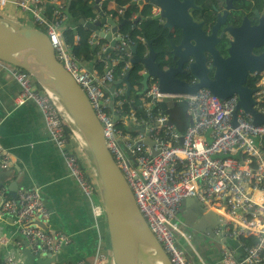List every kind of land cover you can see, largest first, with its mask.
<instances>
[{"label": "built area", "instance_id": "2783aa9c", "mask_svg": "<svg viewBox=\"0 0 264 264\" xmlns=\"http://www.w3.org/2000/svg\"><path fill=\"white\" fill-rule=\"evenodd\" d=\"M143 2L134 0L141 8ZM47 4L56 7L52 19L46 13ZM17 6L31 16L35 25L43 28L39 29L49 37L58 61L87 94L103 125L107 146L131 187L137 206L172 264H192L186 253L190 233L184 230L180 213L182 202L189 198L200 201L205 212H214L225 222V226L214 231L221 242L225 240L220 264H264V123L255 125L254 116L238 108L239 96L220 99L206 88L195 95L161 93L158 80L151 78L144 100L135 108V102L127 100L126 87L109 92L115 82L114 65L123 62L124 72L129 69L128 50L134 42L127 36L113 34L116 48L106 42L96 55L97 61L104 65L103 71L91 72L65 41L64 23L68 16L57 0H19ZM124 12L125 9L117 10L119 16ZM151 13L158 15L159 8L152 6ZM113 16L112 12L104 15L106 19ZM99 19L98 15L91 21ZM99 30L107 34L111 26L103 23ZM75 39L80 40L79 36ZM101 40L98 36L96 46ZM16 69L13 76L21 88L18 104L32 102L38 108L48 139L60 149L68 174L88 199L94 218L103 217L97 187L78 163L76 139L66 131V124L51 98L28 72ZM263 75L255 73L249 78L255 81L253 108L264 116ZM164 100L186 102L187 116L192 123L184 133L176 130L169 115L158 106ZM155 108L160 111L155 112ZM118 123L126 127L125 132L117 127ZM141 128L144 131L138 130ZM4 152L0 144V170L9 168L10 159ZM0 199V219L11 220L21 237L18 248L25 241L34 256L48 253L57 256L70 243L66 235L49 231L51 213L39 188L19 190L14 199L2 188ZM1 246L8 247L9 241L3 240ZM103 258L100 250L90 264H102ZM23 262L24 257H16L13 252H7L2 258L3 264ZM78 264L88 263L81 260Z\"/></svg>", "mask_w": 264, "mask_h": 264}, {"label": "water", "instance_id": "95a60500", "mask_svg": "<svg viewBox=\"0 0 264 264\" xmlns=\"http://www.w3.org/2000/svg\"><path fill=\"white\" fill-rule=\"evenodd\" d=\"M100 1L96 0L95 2V9L98 12H100ZM175 3L178 8L185 4V0H144V5L157 6L159 15L147 18L139 15L133 24L137 26L141 22L157 20L161 22L164 29L171 30L173 17L171 13L169 14V10L176 6ZM70 4L71 2H69V6ZM184 10V8L179 10L183 16L180 21L177 18V26L183 31V37L186 24L189 22L188 18H190V15L186 14ZM100 15L103 16V12H100ZM257 17L259 18L258 15ZM80 20L81 26L95 33L93 42H96L98 36L111 41L113 34L125 24L124 22L117 25L113 19L105 17L94 24L87 23L85 18H80ZM182 21L185 26L181 24ZM102 23L112 26L109 33L100 32L99 26ZM248 23L250 25V20L245 17L242 28L229 43L226 59L219 58L218 53L216 54L212 47L200 49V54L205 53L211 57L216 72L213 80L209 79V71L205 68L204 61L196 56L194 61L200 70H196L194 65L191 67L192 73L197 79V82L192 85L177 78L178 68H168L158 60L159 54L152 46L153 40L145 37L148 46L146 56H144L145 54L139 55L137 46L131 48V64L133 66L141 64L146 70L143 75V90L140 95L148 89L149 77H154L159 81L161 93L195 95L200 89L206 88L220 99H227L237 94L240 99L238 108L251 113L254 116L255 125L263 124L264 116L258 114L253 108L255 103L253 94L256 90L248 87L247 82L250 75L264 73V50L259 55L253 52L255 49L264 47V13L259 18V23L248 31L250 34H254L251 39H246L242 35L248 30ZM192 42L198 46V41L193 40ZM111 44L114 46L115 40L111 41ZM170 48V54L176 59L174 45H170ZM166 59L167 57L164 58L165 61H167ZM0 62L28 72L40 89L51 98L55 106L58 108L56 99L63 107L64 113L62 114L60 111L59 113L83 152L97 187L106 219L113 264H172L141 214L134 193L107 146L103 125L87 94L63 64L58 61L55 49L47 34L21 22L0 17ZM129 75L130 72H127L122 80L115 81L110 92L112 93L117 85L124 83L127 86L126 94L129 96L133 89ZM185 104V101L164 100L159 102L158 106L163 112L170 115L174 107H181ZM117 120L116 117L115 121L117 122ZM234 124H236V120ZM1 129L0 120V140L3 139ZM0 144L4 145L1 141ZM4 155H7V152H4ZM63 160L65 161L64 157ZM16 170L17 167L13 166L11 161L7 170H0V189L7 187L13 199L17 197V192L20 190L18 182H12ZM8 184L9 186H6ZM180 213L184 229L188 233L202 238L204 243H213L216 248L221 249L220 238L215 236L214 230L220 223L225 226V222H221L214 212H205L200 201L189 198L182 202ZM22 243L23 248L17 250L24 257L22 264H57L58 257L56 258L50 253L34 256L27 243L25 241Z\"/></svg>", "mask_w": 264, "mask_h": 264}, {"label": "crops", "instance_id": "0c3cea01", "mask_svg": "<svg viewBox=\"0 0 264 264\" xmlns=\"http://www.w3.org/2000/svg\"><path fill=\"white\" fill-rule=\"evenodd\" d=\"M18 1L0 0V17L18 22L27 17V14L18 9ZM69 2L71 1L57 0V4L66 7H69ZM80 18L83 17L69 16L64 28L75 29L80 26ZM27 19L33 22L29 16ZM85 21L88 23L89 19ZM84 67L91 72L97 71L95 64L91 62ZM16 71V68L0 62V120L3 135L0 141L5 145L3 146L13 166L17 167L12 182L17 181L20 190L39 188L51 213L49 231L69 238L70 243L55 256L58 257L57 264H78L81 260L90 264L100 250L105 258L102 264H113L105 216L97 220L94 218L88 199L69 176L59 148L48 139L38 108L32 102L18 104L21 88L13 76ZM4 188L11 197L9 189ZM219 226L222 227L221 223L215 229ZM190 235V245L186 246V253L192 264H220L223 241H219L221 249H218L213 243H204L202 238L191 233ZM3 240L9 241L8 247L1 246ZM20 241L21 237L11 225V220L0 219V259L7 252L21 257L17 251L23 248L17 247Z\"/></svg>", "mask_w": 264, "mask_h": 264}, {"label": "flooded vegetation", "instance_id": "af4514ba", "mask_svg": "<svg viewBox=\"0 0 264 264\" xmlns=\"http://www.w3.org/2000/svg\"><path fill=\"white\" fill-rule=\"evenodd\" d=\"M181 8H184V12L190 15L184 37L183 31L177 26V18L180 21V18L183 17L179 11ZM170 13L173 17V27L171 30L167 29L169 31V38L167 37V39L170 42L164 55L159 52L160 61L163 65H167L168 68H178L177 78L192 85L197 82V79L194 77L191 67L194 65L196 70H200L198 64L194 61L196 56L204 61L205 68L209 71V79L213 80L216 72L211 57L205 53L200 54V49L212 47L216 51L215 53H218L219 58L226 59L228 57L229 43L238 34V30L242 28L245 17L250 20V25L248 23V30L242 35L246 39H251L252 35H254L248 31L259 23V18L264 13V0H185L183 6H178L177 8L176 4V6L170 8ZM98 15L100 19L96 22L103 18L99 12L97 13ZM96 17L89 19V23L94 24L95 22L91 20ZM181 24L185 26L184 21ZM151 40L155 42L156 37H152ZM193 40L198 41V46L192 44ZM170 45H174L177 55L176 59L170 54ZM263 50L264 47L255 49L253 52L259 55ZM166 57L167 61L164 60Z\"/></svg>", "mask_w": 264, "mask_h": 264}, {"label": "trees", "instance_id": "16d2710c", "mask_svg": "<svg viewBox=\"0 0 264 264\" xmlns=\"http://www.w3.org/2000/svg\"><path fill=\"white\" fill-rule=\"evenodd\" d=\"M71 4L69 7L63 6L62 11L65 12L69 18V16L73 18L83 17L85 19H92L97 16L98 11L95 9V0H70ZM102 12L105 16H108L111 12L114 13L113 19L117 20L120 24H125L118 30V33L122 36H127L129 40L134 42L138 47L139 55L143 56L145 53V47L141 44L142 38H148L149 40L152 37H156V41L153 42L152 46L155 51L163 53V55L168 50L169 42L167 37L169 38V31L164 29L162 25L157 20H150L141 22L139 25L135 26L133 21L135 17L139 15H143L146 17L151 16V7L147 6L146 8L142 9L138 4L134 3V0H104L101 4ZM119 8H126L123 15L119 16L117 10ZM46 13L48 14L49 18L52 19L53 15L56 13V7L53 4L46 5ZM24 14V13H23ZM30 18L31 16L28 15ZM31 20V19H30ZM33 28L39 29L41 27L33 24ZM43 30V28H41ZM40 29V30H41ZM76 36H79V42H76ZM93 31L84 26H77L75 29L72 28H65L64 30V38L69 47L71 48L72 52L82 60V63L85 65L88 62L95 64V69L97 71L102 72L104 65L99 63L96 59L97 53L100 51L101 46L106 43L105 40H101L100 44L97 45L95 48L91 41H93ZM171 51V49H170ZM93 60V61H92ZM159 61L160 56H159ZM161 62V61H160ZM162 63V62H161ZM123 65L119 64L117 66V71L115 70V78L119 79L122 73ZM144 67L141 64H137L133 66L130 70V77L129 81L134 87L131 96L128 97L127 100L134 101L135 108H138L141 102L144 100L143 95H140V92L143 88L142 86V73ZM254 79L250 78L247 82V86L254 87ZM123 86V85H119ZM39 87V86H38ZM40 88V87H39ZM127 97V96H126ZM111 110V108H110ZM160 111L159 108H155V112L158 113ZM169 119L171 123L174 125L176 130L179 133H184L186 128L191 124L190 118L187 117L186 106L183 105L181 107H174L171 110V114L169 115ZM117 127L122 130L126 131V127L122 123H118ZM66 131L70 134L67 125ZM133 132H136V128H132ZM72 134V133H71ZM78 155L83 154L78 152ZM84 157V156H83ZM78 163L86 173L89 180L93 183V179L91 174L87 171L84 164L82 163L81 157L78 159ZM95 184V183H94ZM96 187V185H95ZM0 264L2 263V259H0Z\"/></svg>", "mask_w": 264, "mask_h": 264}, {"label": "clouds", "instance_id": "9594fccd", "mask_svg": "<svg viewBox=\"0 0 264 264\" xmlns=\"http://www.w3.org/2000/svg\"><path fill=\"white\" fill-rule=\"evenodd\" d=\"M96 1V0H95ZM101 2V1H100ZM140 6V5H139ZM147 6H149V7H151V9H152V6H155V5H153V4H146V5H144V7L143 8H141V10L142 9H144L145 7H147ZM157 7V6H156ZM99 8H100V12H102V6L100 7V4H99ZM119 9H125L126 10V8H119ZM99 12V13H100ZM159 15V14H158ZM157 16V15H156ZM103 17H104V13H103ZM146 17V16H145ZM150 17H153V15H152V13H151V16ZM137 17H135V19H136ZM147 18V17H146ZM114 20V19H113ZM115 22H116V24L118 25V24H120L117 20H114ZM160 23V22H159ZM111 26V25H110ZM111 29H112V26H111ZM94 33V32H93ZM115 33H118V30L115 32ZM114 33V34H115ZM95 34V33H94ZM94 38V37H93ZM112 38H113V36H112ZM102 39L103 40H105L106 42H111V41H113V39H111V41H107L104 37H102ZM98 40V39H97ZM96 40V41H97ZM141 44H142V46H144L145 47V55L144 56H146L147 54H148V46H147V44H146V42H145V39L144 38H142L141 39ZM112 45V44H111ZM94 48L96 47V42H94ZM133 46H137L135 43L133 44V45H131L130 46V48H129V57H128V61L130 62V67H129V69L126 71V72H124V64H123V62H120L119 64H122L123 65V69H122V73H121V76H120V78L119 79H116L115 77V81H117V80H122L125 76H126V74H127V72H130V70H131V68L133 67V65L131 64V56H132V51H131V48L133 47ZM112 47L113 48H116V40H115V45L113 46L112 45ZM137 47H139V46H137ZM126 60H127V58H126ZM119 64H117V65H114L115 67H114V69L117 71V66L119 65ZM145 72H146V70H145V68H144V70H143V73H142V77H143V75L145 74ZM123 74H124V76H123ZM115 76V75H114ZM129 77H130V75H129ZM151 78H153V79H155L154 77H149V79H148V89H149V86H150V79ZM142 80H143V78H142ZM155 80H157V79H155ZM159 82V81H158ZM131 84V83H130ZM114 85V84H113ZM121 85H123V86H119V85H117L116 87H126V92H127V86L123 83V84H121ZM132 86V85H131ZM143 86V85H142ZM115 87V88H116ZM133 89H134V87H133ZM133 89H132V91L130 92V95L129 96H127V94H126V96L127 97H130L131 96V93L133 92ZM148 89L146 90V92L144 93V94H142L143 96H145V94L147 93V91H148ZM142 90H143V88H142ZM141 90V91H142ZM109 92H110V90H109ZM111 93V92H110ZM143 129V130H142ZM138 130H140V131H144V128H141V129H138ZM3 147V146H2ZM4 151L6 152V150L4 149ZM12 198V197H11Z\"/></svg>", "mask_w": 264, "mask_h": 264}, {"label": "rangeland", "instance_id": "374dc122", "mask_svg": "<svg viewBox=\"0 0 264 264\" xmlns=\"http://www.w3.org/2000/svg\"><path fill=\"white\" fill-rule=\"evenodd\" d=\"M28 16L27 17H23V18H19L20 19V21H21V23H23V24H25V25H27V26H33V22H30V21H28ZM264 76V75H263ZM79 147V146H78ZM79 152H81V150H80V148H79ZM81 153H83V152H81ZM84 155V154H83ZM81 157V160H82V163L84 164V166H85V168L87 169V171L90 173V171H89V164H88V162H87V160H86V158H85V156L83 157L82 155L80 156ZM91 174V173H90ZM91 177H93L92 175H91ZM93 179V178H92ZM94 181V180H93ZM93 183H95V182H93ZM185 230V229H184ZM186 231V230H185ZM187 232V231H186ZM191 237V235L189 236V238Z\"/></svg>", "mask_w": 264, "mask_h": 264}, {"label": "bare ground", "instance_id": "6f19581e", "mask_svg": "<svg viewBox=\"0 0 264 264\" xmlns=\"http://www.w3.org/2000/svg\"><path fill=\"white\" fill-rule=\"evenodd\" d=\"M55 101H56V103H57V105H58V111H60V113H64V111H63V107L61 106V104L55 99ZM257 196L258 197H260V194H257Z\"/></svg>", "mask_w": 264, "mask_h": 264}]
</instances>
